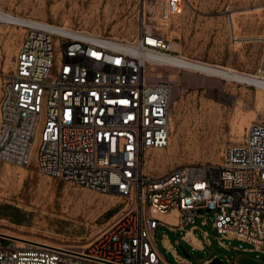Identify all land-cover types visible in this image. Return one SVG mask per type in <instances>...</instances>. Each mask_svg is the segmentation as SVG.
Segmentation results:
<instances>
[{
    "label": "built area",
    "instance_id": "built-area-1",
    "mask_svg": "<svg viewBox=\"0 0 264 264\" xmlns=\"http://www.w3.org/2000/svg\"><path fill=\"white\" fill-rule=\"evenodd\" d=\"M161 1L163 20L182 2ZM0 22L23 28L0 86V160L24 166L33 157L48 176L125 199L107 227L79 246L17 244L0 234V264H170L153 232L182 230L201 249L196 218L203 225L210 219L220 246L234 239V249L264 254V121L250 120L218 160L148 174L145 151L168 141L171 86L153 73L162 64L151 54L169 53V40L143 23L133 37L118 38L36 19ZM254 75L264 81V48Z\"/></svg>",
    "mask_w": 264,
    "mask_h": 264
},
{
    "label": "rangeland",
    "instance_id": "rangeland-1",
    "mask_svg": "<svg viewBox=\"0 0 264 264\" xmlns=\"http://www.w3.org/2000/svg\"><path fill=\"white\" fill-rule=\"evenodd\" d=\"M161 2L0 0V19L17 24L36 19L118 38L133 37L143 23L147 30L179 45L169 49L171 54L255 73L264 48L260 39L264 34V0H182L177 12L166 20L160 15ZM22 35L21 26L0 22V86L12 67ZM153 67V73L168 79L171 85L169 136L165 146L145 151L143 163L148 174H161L187 162L218 160L224 145L238 139L250 120L264 121V89L168 64ZM124 204L125 199L115 193L40 172L33 157L24 166L0 160L2 234L51 245L79 246L106 228ZM5 205L11 208H3ZM199 220L195 219L199 229L194 233L203 244L201 249L191 248L180 237L182 230L164 226L155 229L156 247L168 263L204 264L206 258L216 256L223 264H264L263 253L234 249L232 246L239 243L234 239L228 248L220 246L210 219L206 218L204 225ZM162 236L187 263L176 260ZM241 246L249 245L241 242Z\"/></svg>",
    "mask_w": 264,
    "mask_h": 264
},
{
    "label": "bare ground",
    "instance_id": "bare-ground-1",
    "mask_svg": "<svg viewBox=\"0 0 264 264\" xmlns=\"http://www.w3.org/2000/svg\"><path fill=\"white\" fill-rule=\"evenodd\" d=\"M0 15H3V14H0ZM178 46H179L178 44H175V43L172 44L170 42L168 45L170 49H177ZM151 59H153L156 62L155 64H168V65H172L176 67H181L183 69H187L188 71L189 70L198 71V72L204 73V75L206 74V75L216 76L221 79L233 80L239 83H246L248 85H254L257 88L264 89V81H261L258 78H256L254 74L242 73L237 70L229 69L228 67L215 65V64L207 63V62L200 61V60H193V59H190L180 54H171V53L165 54V53L155 52L151 54ZM144 165L145 163H143L142 170L146 171L144 168ZM186 237L190 239V241L193 244L198 245V246L200 245L199 240L195 238L194 236H192L189 232L186 234ZM15 240L17 244H21L22 243L21 241L25 239L15 238ZM33 242L42 243L39 241H33ZM44 244H48V243H44ZM48 245H51V244H48Z\"/></svg>",
    "mask_w": 264,
    "mask_h": 264
},
{
    "label": "water",
    "instance_id": "water-1",
    "mask_svg": "<svg viewBox=\"0 0 264 264\" xmlns=\"http://www.w3.org/2000/svg\"><path fill=\"white\" fill-rule=\"evenodd\" d=\"M2 234V233H0ZM10 237H13V236H10ZM13 238H16V237H13ZM204 264H223L221 259H219L218 257L216 256H213L211 258H209L208 261L204 262Z\"/></svg>",
    "mask_w": 264,
    "mask_h": 264
},
{
    "label": "trees",
    "instance_id": "trees-1",
    "mask_svg": "<svg viewBox=\"0 0 264 264\" xmlns=\"http://www.w3.org/2000/svg\"><path fill=\"white\" fill-rule=\"evenodd\" d=\"M3 208L8 209V208H11V207L9 205H5V206H3ZM12 209H13V207H12Z\"/></svg>",
    "mask_w": 264,
    "mask_h": 264
}]
</instances>
